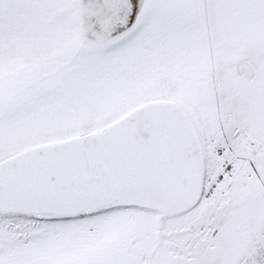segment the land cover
I'll list each match as a JSON object with an SVG mask.
<instances>
[{
    "label": "snow or ice",
    "instance_id": "obj_1",
    "mask_svg": "<svg viewBox=\"0 0 264 264\" xmlns=\"http://www.w3.org/2000/svg\"><path fill=\"white\" fill-rule=\"evenodd\" d=\"M0 264H264V0H0Z\"/></svg>",
    "mask_w": 264,
    "mask_h": 264
}]
</instances>
